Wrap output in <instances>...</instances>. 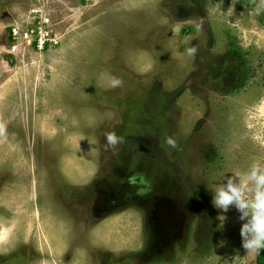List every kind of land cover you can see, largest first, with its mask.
Segmentation results:
<instances>
[{
    "label": "rangeland",
    "instance_id": "obj_1",
    "mask_svg": "<svg viewBox=\"0 0 264 264\" xmlns=\"http://www.w3.org/2000/svg\"><path fill=\"white\" fill-rule=\"evenodd\" d=\"M254 162L264 0H0V264H245L212 198Z\"/></svg>",
    "mask_w": 264,
    "mask_h": 264
},
{
    "label": "clouds",
    "instance_id": "obj_2",
    "mask_svg": "<svg viewBox=\"0 0 264 264\" xmlns=\"http://www.w3.org/2000/svg\"><path fill=\"white\" fill-rule=\"evenodd\" d=\"M121 80L112 77L110 87H118ZM120 138L115 132H109L106 140L114 145ZM165 142L175 146V141L167 137ZM224 182L213 191L212 203L215 207L227 211L234 206L242 221L239 234L241 248L249 255H255L264 250V165L254 162L242 175L224 177Z\"/></svg>",
    "mask_w": 264,
    "mask_h": 264
},
{
    "label": "built area",
    "instance_id": "obj_3",
    "mask_svg": "<svg viewBox=\"0 0 264 264\" xmlns=\"http://www.w3.org/2000/svg\"><path fill=\"white\" fill-rule=\"evenodd\" d=\"M32 19L33 21L24 30L18 32L15 28L12 29L14 39L22 36L27 40L28 45L39 50L57 42L51 35V21L46 14L40 13L38 16H33Z\"/></svg>",
    "mask_w": 264,
    "mask_h": 264
},
{
    "label": "water",
    "instance_id": "obj_4",
    "mask_svg": "<svg viewBox=\"0 0 264 264\" xmlns=\"http://www.w3.org/2000/svg\"><path fill=\"white\" fill-rule=\"evenodd\" d=\"M245 264H258V253L255 255H249L245 252Z\"/></svg>",
    "mask_w": 264,
    "mask_h": 264
},
{
    "label": "trees",
    "instance_id": "obj_5",
    "mask_svg": "<svg viewBox=\"0 0 264 264\" xmlns=\"http://www.w3.org/2000/svg\"><path fill=\"white\" fill-rule=\"evenodd\" d=\"M263 258H264V250H261L258 253V264H263V262H262Z\"/></svg>",
    "mask_w": 264,
    "mask_h": 264
}]
</instances>
